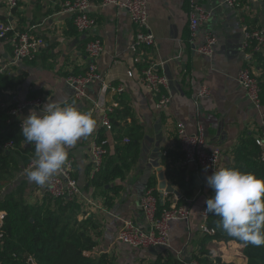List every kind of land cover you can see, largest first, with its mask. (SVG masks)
Wrapping results in <instances>:
<instances>
[{"label":"crops","instance_id":"obj_1","mask_svg":"<svg viewBox=\"0 0 264 264\" xmlns=\"http://www.w3.org/2000/svg\"><path fill=\"white\" fill-rule=\"evenodd\" d=\"M201 2L211 12V17L199 28L196 37L191 39L189 0H150L149 23L156 36V44L153 47H141L136 52L131 50V45L137 27L128 11L114 4H92L89 13L97 21L96 33L104 45L101 55L92 59L85 50L91 35L82 34L74 28L72 16L63 10V0H18V5L12 10L0 0V23L6 18L14 27L32 30L45 40L35 60L13 63L12 48L0 37V67L10 74L28 72L24 83L8 92L7 105L41 97L42 106L54 99L67 101L81 111H92L94 114L96 127L93 133L79 139L67 151L74 159L73 172L82 190L81 198L88 205V215L93 214L99 223L97 246L116 252L120 264L134 260L136 254L128 253L126 245L115 242V238L125 219L146 224L139 202L141 195L148 190L152 175H156L158 186L156 168L148 166L155 156L160 155V166L163 167L167 183L178 191V194H160L161 203H169L170 206L189 199L183 197L182 189L168 179L166 166L161 160L165 149L181 152L177 133L179 122L185 124L188 133L197 131L198 121L203 124L207 146L222 149L221 168L242 140L255 139L261 134L260 113L238 81V72L244 64L243 28L264 27V0H239L236 7L226 5L223 0ZM209 31L218 38L212 56L198 51ZM151 61L156 62L157 69L169 78L171 103L164 110L158 108L157 96L146 88L141 78L142 69ZM92 62L102 73L103 81L92 83L87 97L77 99L66 77L83 71ZM250 66L260 80L264 97V52L256 53ZM130 71L132 76L129 75ZM103 84L122 86L120 92L128 96L133 114L144 129L140 160L125 180L117 181L122 184V190L115 196L111 207L103 206V197L94 195L97 191L94 187L86 189L88 179L94 172L92 147L102 128L108 145L111 149L114 147L113 135L102 123L104 108L97 106ZM203 85L210 88L211 94L200 99L196 105L193 98ZM116 94L118 92H106L108 106L117 102ZM118 107H121L119 103L113 110ZM31 109L19 112L13 121L20 123ZM184 164L196 168L195 197L190 202V220L177 219L172 222L170 249L175 251L185 248L186 256L194 257L203 243L210 249L215 244H224L204 239L205 235L200 230L205 201L211 188L207 184V177L214 171L187 163L184 158H179L175 165ZM23 170L15 180H27L26 169ZM27 182L30 199H39L43 195V187ZM145 252L143 249L141 253Z\"/></svg>","mask_w":264,"mask_h":264},{"label":"trees","instance_id":"obj_2","mask_svg":"<svg viewBox=\"0 0 264 264\" xmlns=\"http://www.w3.org/2000/svg\"><path fill=\"white\" fill-rule=\"evenodd\" d=\"M3 21L9 22L6 18ZM27 76V71L10 74L7 70H0V209L7 212L5 223L0 228V264H120L114 251L105 250L99 255L85 253L98 243L99 223L93 214L88 215L89 208L82 196L54 197L43 192L39 199L32 200L27 190V180H15L28 163L36 159L35 145L24 140L19 122H14V119L9 121L11 116L8 110L13 105L4 104L8 92L21 86ZM116 99L121 107L108 112L114 147L111 149L108 145L102 128L96 142H104L107 154L101 168L89 177L86 187L87 190L94 187L97 190L94 195H102L105 207H111L115 196L122 190V184L117 181L125 180L137 166L144 138L143 126L133 114L128 96L118 92ZM10 141L14 143L13 148H5ZM163 151L161 160L166 166L168 179L182 189L183 197H195L196 168H190L189 164L175 165L179 158L185 160L182 150ZM71 157L72 154L68 152L67 160ZM223 167L237 168L264 177V145L257 144L254 138L242 140ZM156 186V175H152L148 188ZM213 195L214 190L210 188L208 198ZM164 206H169V203L163 204L160 201L159 208ZM207 223L215 229V234H205L204 239L224 245H239L245 260L242 264H264V246L245 245L237 238L228 236L222 228L221 218L213 213H208ZM202 245L193 256L204 264H237L233 260L223 259L222 255L214 258L207 245ZM144 251L124 264H183L169 248H157L155 252L151 249Z\"/></svg>","mask_w":264,"mask_h":264},{"label":"built area","instance_id":"obj_3","mask_svg":"<svg viewBox=\"0 0 264 264\" xmlns=\"http://www.w3.org/2000/svg\"><path fill=\"white\" fill-rule=\"evenodd\" d=\"M9 10L14 9L18 5V0H3ZM239 0H223L228 6L236 7ZM150 0H65L63 1V10L72 16L73 24L76 30L82 34H90L91 37L86 44V54L92 59H96L104 51V45L101 38L96 33L97 21L89 13L92 4L97 3L102 6L114 4L119 8L126 9L131 20L136 25L137 30L131 50L136 52L141 47H153L156 44V36L153 33L149 23V6ZM189 25L190 38L194 39L199 28L210 19L211 12L206 9L201 0H189ZM244 41L242 44V55L244 64L238 72V81L244 87L249 100L254 104L260 113V129L261 134L255 138L257 144L264 145V100L262 97V88L257 74L250 66L251 60L256 53L264 52V27L250 29L247 26L243 28ZM0 37L9 41L12 46L13 63L24 60L36 59L42 51L45 40L42 36L32 30H19L10 22L0 23ZM217 35L209 31L205 35L204 43L198 48V51L206 56H212L214 47L217 43ZM157 63L151 61L142 69V81L146 88L157 96V106L159 109H166L171 103V95L169 93V78L166 74L157 69ZM0 70H4L1 68ZM132 71L129 75L132 76ZM66 81L72 87L74 96L77 99L87 97L88 88L96 81L102 82L103 76L95 63H89L87 67L80 72H74L66 77ZM103 92L97 102V106L104 108L103 125L111 130V122L108 112L113 109L117 102L107 105L106 92H120L122 86H113L103 84ZM211 94V90L207 85H203L193 101L196 105L200 99ZM43 104L41 97L28 98L17 102L13 105L8 113L11 116L9 121L13 120L19 112L28 108H39ZM4 106H8L7 103ZM22 130V121L19 123ZM177 133L179 135L180 149L184 153L185 161L196 164L199 167L207 168L215 171L221 168L220 162L222 157V149L219 147H208L205 140V129L201 122H197V131L188 133L183 122L177 124ZM14 143L10 141L6 143L5 148H13ZM107 154V148L104 142H95L92 147V163L94 172L98 171L102 164L104 156ZM36 159H32L25 169L35 166ZM74 159L71 157L66 161L62 170L55 175L49 185L43 187V192L54 196H64L74 198L82 196V190L77 179L73 175ZM159 193V196L157 193ZM165 193V194H164ZM168 192L156 188H148V190L140 197V208L146 224L142 225L131 219L123 220L119 231L117 232L115 242L122 243L134 250L153 249V248H169L171 243L172 222L177 219L190 220L191 216V199H186L182 203H175L170 206L159 208L160 194L166 195ZM203 222L200 225L202 234L213 235L215 229L211 228L208 223V212L203 211ZM7 218V212L0 209V228L4 225ZM2 233L0 232V239ZM97 245L91 250L86 251L87 255H99L104 252ZM107 251V250H106ZM185 248L175 250V254L183 264H204L195 257H187L184 253ZM32 262L34 260L30 259Z\"/></svg>","mask_w":264,"mask_h":264},{"label":"clouds","instance_id":"obj_4","mask_svg":"<svg viewBox=\"0 0 264 264\" xmlns=\"http://www.w3.org/2000/svg\"><path fill=\"white\" fill-rule=\"evenodd\" d=\"M96 119L67 101L49 100L22 118V136L35 145V166L26 178L38 186L50 184L66 164L67 149L93 133ZM214 195L205 201V211L221 218L230 237L245 245L264 246V177L237 168L216 169L207 177Z\"/></svg>","mask_w":264,"mask_h":264},{"label":"rangeland","instance_id":"obj_5","mask_svg":"<svg viewBox=\"0 0 264 264\" xmlns=\"http://www.w3.org/2000/svg\"><path fill=\"white\" fill-rule=\"evenodd\" d=\"M126 247V251L128 253L134 252L135 254H139L142 252V250H134L128 246ZM210 249V248H209ZM213 253V257L215 258L216 256H221L223 259H226L228 261H235L237 264H242L245 262L243 255L241 254V247L237 244H232V245H218L215 244L212 249H210ZM132 255V254H131Z\"/></svg>","mask_w":264,"mask_h":264},{"label":"water","instance_id":"obj_6","mask_svg":"<svg viewBox=\"0 0 264 264\" xmlns=\"http://www.w3.org/2000/svg\"><path fill=\"white\" fill-rule=\"evenodd\" d=\"M160 155L155 156L154 159H152V161L148 164L149 167H155L156 171L158 173V187L160 188V190H165L168 193L169 192H173L178 194V191L174 190V188L172 187V185L168 184L165 178V173L163 170V167L160 166ZM154 250L153 252H155V249H151Z\"/></svg>","mask_w":264,"mask_h":264},{"label":"bare ground","instance_id":"obj_7","mask_svg":"<svg viewBox=\"0 0 264 264\" xmlns=\"http://www.w3.org/2000/svg\"><path fill=\"white\" fill-rule=\"evenodd\" d=\"M154 249H157V248H154Z\"/></svg>","mask_w":264,"mask_h":264}]
</instances>
